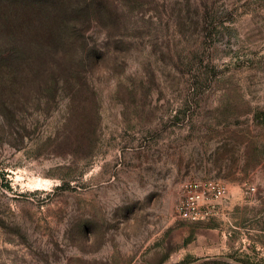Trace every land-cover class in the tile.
Returning a JSON list of instances; mask_svg holds the SVG:
<instances>
[{
	"label": "rangeland",
	"instance_id": "374dc122",
	"mask_svg": "<svg viewBox=\"0 0 264 264\" xmlns=\"http://www.w3.org/2000/svg\"><path fill=\"white\" fill-rule=\"evenodd\" d=\"M63 8L56 51H0V264H264V0Z\"/></svg>",
	"mask_w": 264,
	"mask_h": 264
},
{
	"label": "trees",
	"instance_id": "16d2710c",
	"mask_svg": "<svg viewBox=\"0 0 264 264\" xmlns=\"http://www.w3.org/2000/svg\"><path fill=\"white\" fill-rule=\"evenodd\" d=\"M66 0H0V51L16 54L25 47L36 44L39 49H54L60 46L63 30V8ZM33 19L40 20L36 25ZM36 25V26H35ZM33 34V35H32ZM29 36L30 42L25 40ZM0 54V55H2ZM23 58V57H22Z\"/></svg>",
	"mask_w": 264,
	"mask_h": 264
},
{
	"label": "built area",
	"instance_id": "2783aa9c",
	"mask_svg": "<svg viewBox=\"0 0 264 264\" xmlns=\"http://www.w3.org/2000/svg\"><path fill=\"white\" fill-rule=\"evenodd\" d=\"M225 183L217 179H199L187 182L178 201L176 212L186 221L202 223L216 214V203L226 197Z\"/></svg>",
	"mask_w": 264,
	"mask_h": 264
}]
</instances>
